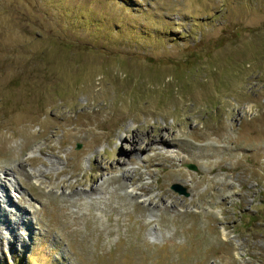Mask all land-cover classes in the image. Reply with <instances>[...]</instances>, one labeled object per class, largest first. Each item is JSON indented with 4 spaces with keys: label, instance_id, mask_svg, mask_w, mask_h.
I'll return each mask as SVG.
<instances>
[{
    "label": "rangeland",
    "instance_id": "374dc122",
    "mask_svg": "<svg viewBox=\"0 0 264 264\" xmlns=\"http://www.w3.org/2000/svg\"><path fill=\"white\" fill-rule=\"evenodd\" d=\"M263 199L264 0H0V264H264Z\"/></svg>",
    "mask_w": 264,
    "mask_h": 264
},
{
    "label": "bare ground",
    "instance_id": "6f19581e",
    "mask_svg": "<svg viewBox=\"0 0 264 264\" xmlns=\"http://www.w3.org/2000/svg\"><path fill=\"white\" fill-rule=\"evenodd\" d=\"M162 136V135H161ZM165 137V136H164ZM163 137V138H164ZM160 138V137H159ZM157 139V138H156ZM155 139V140H156ZM153 140V139H152ZM165 140V139H164ZM164 140H162V141H160L161 142V144H164V145H167V146H173L174 145V142L172 141V142H170V141H164ZM142 141V139H141V137H140V135H135V136H133V138L130 140V142H131V145H132V151L133 152H136V151H139L140 152V150L142 149V150H144L145 148H143V147H141V146H139L140 145V142ZM149 143V142H148ZM150 145H154V144H156L154 141H151L150 143H149ZM159 144V143H158ZM152 150V149H151ZM137 153V152H136ZM159 155H165L164 153H161V154H159ZM171 157V156H170ZM169 159V158H168ZM123 163H125V162H123ZM121 165V164H120ZM121 167V166H120ZM123 167L124 166H122V169H123ZM103 169H104V167H103ZM117 169V168H116ZM114 170V169H113ZM133 171V170H132ZM132 171L131 170H127V173H129V172H131L132 173ZM134 172V171H133ZM179 172V171H178ZM152 203V202H151ZM156 203V202H155ZM154 204V203H153ZM156 205V207H158L159 205L158 204H155Z\"/></svg>",
    "mask_w": 264,
    "mask_h": 264
},
{
    "label": "water",
    "instance_id": "95a60500",
    "mask_svg": "<svg viewBox=\"0 0 264 264\" xmlns=\"http://www.w3.org/2000/svg\"><path fill=\"white\" fill-rule=\"evenodd\" d=\"M78 149H81V145H78ZM189 168L196 170V167H194L193 165H189ZM172 189L181 195L187 194L186 189L182 187L180 184H173ZM261 203L264 204V199L261 201Z\"/></svg>",
    "mask_w": 264,
    "mask_h": 264
}]
</instances>
